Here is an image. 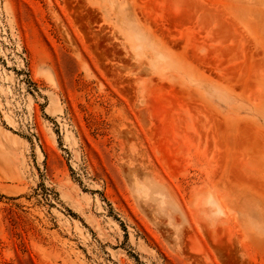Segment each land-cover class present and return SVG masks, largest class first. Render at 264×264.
<instances>
[{"label":"rangeland","instance_id":"374dc122","mask_svg":"<svg viewBox=\"0 0 264 264\" xmlns=\"http://www.w3.org/2000/svg\"><path fill=\"white\" fill-rule=\"evenodd\" d=\"M0 264H264V0H0Z\"/></svg>","mask_w":264,"mask_h":264},{"label":"bare ground","instance_id":"6f19581e","mask_svg":"<svg viewBox=\"0 0 264 264\" xmlns=\"http://www.w3.org/2000/svg\"><path fill=\"white\" fill-rule=\"evenodd\" d=\"M78 27V26H77ZM82 32V31H81ZM80 33V32H79Z\"/></svg>","mask_w":264,"mask_h":264}]
</instances>
